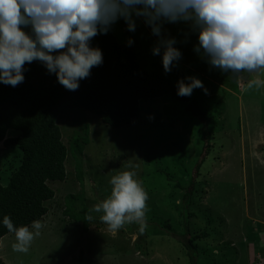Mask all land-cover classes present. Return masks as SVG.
Segmentation results:
<instances>
[{
    "label": "rangeland",
    "instance_id": "374dc122",
    "mask_svg": "<svg viewBox=\"0 0 264 264\" xmlns=\"http://www.w3.org/2000/svg\"><path fill=\"white\" fill-rule=\"evenodd\" d=\"M164 30L183 54L167 74L162 57L151 51L158 37L142 18L135 33L120 21L111 31L121 44L134 40L148 71L174 84L196 76L208 93L195 89L187 100H142L139 116L122 128L83 109L61 115L67 179L49 183L56 195L45 203L41 234L28 252L13 251L15 234L6 235L0 264H256L259 259L264 264V70L242 72L237 79L211 68L194 51L198 34L188 24L166 23ZM253 79L262 83L249 89ZM197 105L211 120L209 142ZM11 135L20 133L11 130ZM16 153L0 143L3 183L19 166ZM123 171L135 173L148 200L142 221L112 231L100 219L103 212L92 209L110 196L111 178ZM84 210L91 220L72 217ZM197 235L202 237L195 250L190 239Z\"/></svg>",
    "mask_w": 264,
    "mask_h": 264
},
{
    "label": "clouds",
    "instance_id": "9594fccd",
    "mask_svg": "<svg viewBox=\"0 0 264 264\" xmlns=\"http://www.w3.org/2000/svg\"><path fill=\"white\" fill-rule=\"evenodd\" d=\"M141 18L158 37L151 51L162 57L166 74L178 66L183 54L174 47L178 41L164 34V25L181 22L198 34L194 51L211 68L231 72L237 79L242 72L264 70V0H0V83L19 86L29 70L25 64L38 61L66 90L77 91L80 81L90 78L91 69L103 65L102 50L91 46L92 38L108 34L120 20L135 33ZM133 44L129 38L127 46ZM261 83L253 79L247 86ZM176 88L180 97H190L195 89L208 93L196 76L179 79ZM110 184V196L92 211L103 212L100 219L112 231L126 222L142 221L148 194L135 173L123 171ZM3 225L15 233L13 251L26 253L34 236L41 234L42 221L14 228L5 215Z\"/></svg>",
    "mask_w": 264,
    "mask_h": 264
},
{
    "label": "trees",
    "instance_id": "16d2710c",
    "mask_svg": "<svg viewBox=\"0 0 264 264\" xmlns=\"http://www.w3.org/2000/svg\"><path fill=\"white\" fill-rule=\"evenodd\" d=\"M120 22L126 26L123 20ZM21 27L31 32L30 27ZM91 46L102 50L103 65L93 67L90 78L81 80L77 91L66 90L56 75L49 74L38 61L25 64L29 70L24 73L25 81L19 86L0 83V143L7 149H15L18 152L15 159L19 160L18 168L8 181H0V244L4 236L15 234L3 225L5 215L11 217L14 228L42 220L48 213L45 203L56 195L49 183L67 179L68 152L57 124L61 115L69 109H83L110 127L122 128L139 116L142 100L167 96L188 99L177 95L176 84L169 78L145 69L134 45L129 47L119 43L112 31L93 37ZM197 107L204 119L203 138L209 142L211 120L206 111ZM11 130L18 131L20 136L8 137ZM78 172L82 180L80 162ZM192 192L194 189L189 195ZM86 214L84 210L81 216L72 214V217L85 223L88 220ZM201 237L197 235L190 239L195 250V242ZM260 263L256 260V264Z\"/></svg>",
    "mask_w": 264,
    "mask_h": 264
},
{
    "label": "built area",
    "instance_id": "2783aa9c",
    "mask_svg": "<svg viewBox=\"0 0 264 264\" xmlns=\"http://www.w3.org/2000/svg\"><path fill=\"white\" fill-rule=\"evenodd\" d=\"M259 261L261 262V259H259Z\"/></svg>",
    "mask_w": 264,
    "mask_h": 264
},
{
    "label": "bare ground",
    "instance_id": "6f19581e",
    "mask_svg": "<svg viewBox=\"0 0 264 264\" xmlns=\"http://www.w3.org/2000/svg\"><path fill=\"white\" fill-rule=\"evenodd\" d=\"M107 62V61H106Z\"/></svg>",
    "mask_w": 264,
    "mask_h": 264
}]
</instances>
